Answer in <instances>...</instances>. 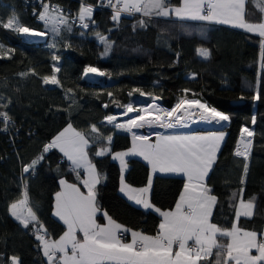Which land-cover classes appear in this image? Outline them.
I'll list each match as a JSON object with an SVG mask.
<instances>
[{
    "label": "trees",
    "instance_id": "16d2710c",
    "mask_svg": "<svg viewBox=\"0 0 264 264\" xmlns=\"http://www.w3.org/2000/svg\"><path fill=\"white\" fill-rule=\"evenodd\" d=\"M51 1L62 5L69 18L73 12H79L82 3L98 2ZM179 3L180 0H170L171 5ZM33 7L37 5L28 0H0V19L6 21L15 13L23 25L46 31L43 22L35 19ZM246 11L250 21H257L261 15L253 4H247ZM112 15L107 9L93 8L94 23L89 21L87 29L70 19L72 32H63V39L57 37L55 49L48 47L53 42L50 31L46 37L28 40L22 34L0 27V44L4 46L0 49V105H7L0 107V112H7L12 121L7 131H0V264H10L13 256L19 258L20 264H47L31 230L32 225L24 229L10 215L9 206L22 198L23 165L36 158L66 123L86 126L84 133L90 132V126L95 124L104 136H112L111 152L122 150L129 146L132 132L108 124L104 119L106 115L125 112L123 106L129 103L140 107L156 101L166 107L174 106L185 89L190 90L188 96L197 92L195 95L210 107L230 116L223 127L226 136L217 162L207 178L212 194L217 196L211 221L221 228H230L235 222L234 205L241 199L238 195L233 200L232 193L239 194L243 189L242 199L249 201L255 197L253 215L250 218L241 216L237 224L258 234L263 230L264 68L261 65L258 68L262 55L259 37L222 24L155 16L146 27L134 29L139 19L148 18L122 14L116 22L111 19ZM97 33L111 44L107 55H102L106 45ZM65 41L70 47H65ZM200 48L209 51L207 59L198 55ZM53 53L60 57L61 71L56 73L60 86L44 85L41 80L52 74ZM86 66L98 68L104 73L103 77L97 81L84 79L82 71ZM29 69H34L37 75H19ZM68 89H72L68 95L73 96L75 103L65 98ZM87 89L97 92L91 95L85 91ZM133 89H140L144 95ZM257 92L260 100L253 99ZM125 122V117H117L115 123ZM243 126L255 132L250 138L252 147L246 161V175L244 159L234 156ZM3 127L0 123V129ZM141 129L132 130L142 132ZM106 144V141L92 143L88 149L89 159L102 176L95 189L98 208L128 228L155 234L160 216L132 203L119 192L120 169L111 154L95 156ZM126 163L125 181L133 186L144 185L149 172L147 162L139 157H128ZM24 177L30 206L50 237H58L65 225L52 215L54 194L61 178L76 183L84 191L76 173L70 170L69 162L59 151L53 149L45 155L34 174H24ZM182 186L180 176L155 174L150 200L159 209H169ZM103 219L98 212L97 221ZM220 242L227 243V238ZM215 251L213 249V255L208 258V264H215Z\"/></svg>",
    "mask_w": 264,
    "mask_h": 264
},
{
    "label": "snow or ice",
    "instance_id": "6c2138e0",
    "mask_svg": "<svg viewBox=\"0 0 264 264\" xmlns=\"http://www.w3.org/2000/svg\"><path fill=\"white\" fill-rule=\"evenodd\" d=\"M253 4L261 15L253 22L247 19L246 5ZM108 6L113 9L111 19L119 22L122 14L133 16L137 13L141 18L133 25L144 28L153 16L168 18L175 16L179 20L207 21L220 24H230L244 29L248 33L258 35L261 39V54L264 56V0H180L179 6H172L170 0H108ZM37 19L43 22L46 31H36L23 25L13 13L6 21L0 19V27L9 29L18 34L46 37L51 32L52 43L49 48H57V37L63 39V32H72L70 18L64 14L63 9L49 3H41V11H34ZM93 6L81 4L76 20L82 28L89 27L92 21ZM83 35V32H81ZM104 43L107 55L111 44L107 38L96 34ZM0 44V49H3ZM65 47H70L65 41ZM12 51V50H9ZM198 55L207 59L210 55L207 49H197ZM7 55V53H6ZM10 58V57H9ZM52 74L41 77L44 85L60 86L61 82L56 73L61 71L58 66L60 57L53 53ZM97 73L104 75L98 68L88 66L84 74ZM29 74L37 75L34 69L20 73L22 77ZM193 79L195 74H193ZM133 91L144 93L140 89ZM189 89L183 90L182 96L171 109L159 108L156 105H148L145 108H134L131 103L124 105L127 115L130 112L138 114L129 118L125 123H115L117 117L106 115L105 121L114 127L132 132L133 128L158 127L162 129H175L188 127L186 119H191L193 109L199 110V122L221 125L230 121V116L207 103H202L197 98H187ZM72 89H68L65 98L75 103ZM111 95V93H109ZM129 96L132 92L128 93ZM195 97V93H193ZM254 100H260L257 92ZM71 104L69 108H71ZM119 106V105H118ZM7 107V105H0ZM108 107L107 104L104 105ZM149 109H155L156 115L152 119ZM172 118V119H169ZM11 117L7 112H0V123L4 127L0 131H7L11 123ZM256 117H252L255 124ZM245 133L247 138H245ZM94 134V135H93ZM255 135L253 130L247 127L241 129V139L238 141L234 156L242 157L245 161L243 171L248 172V156ZM156 140L151 142L146 135L132 132V146L126 152H111L112 136H104L95 125L90 126V132L77 131L72 123L55 135L43 146L41 153L27 165L22 167L23 192L22 198L9 206L10 215L19 222L24 229L32 225V232L42 248L43 256L47 264H208V258L213 255L215 249V264H264V232L248 231L233 222L230 228H221L211 222L213 209L217 205V196L212 194V189L207 184V178L214 164L217 162L221 143L224 140L223 131H210L207 133H155ZM107 144L95 152V156L103 157L111 154L113 160H119L121 169L120 191L127 198L145 209L154 208L150 203L148 194L153 183V174L180 175L184 177L183 190L175 202L174 208L155 211L162 217L158 230L154 235L141 231H134L115 221L106 211L102 212L106 223L97 222V214L101 212L96 200V185L100 183V174L96 166L89 159L88 149L90 144L104 142ZM57 149L63 157L70 162V170L76 173V179L87 191L81 190L76 183H69L66 179H60V191L54 194L52 215L62 221L66 230L58 239L49 238V233L40 222L37 212L30 206L27 179L24 174H34L37 166L45 159V155L51 150ZM127 156H139L150 166L147 185L141 188H133L125 183L123 172L126 168ZM83 170L84 175H81ZM243 183V180H241ZM240 196L238 205H234L235 218L239 221L241 216L252 217L254 200L245 202L242 199L243 189L240 193H232V199ZM130 233V240L128 234ZM259 236V238H258ZM227 238V243L218 242ZM255 250L256 254H253ZM10 264H20L18 257H11Z\"/></svg>",
    "mask_w": 264,
    "mask_h": 264
},
{
    "label": "crops",
    "instance_id": "0c3cea01",
    "mask_svg": "<svg viewBox=\"0 0 264 264\" xmlns=\"http://www.w3.org/2000/svg\"><path fill=\"white\" fill-rule=\"evenodd\" d=\"M180 4V3H179ZM179 4H177V5H172V6H179ZM168 18H174V19H177L175 16H171V17H168ZM177 20H179V19H177ZM189 21H193V20H189ZM203 22H207V21H203ZM253 22H255V21H253ZM207 23H215V22H207ZM215 24H220V23H215ZM222 25H226V26H229V27H232V28H236V29H239V30H241V31H244V32H246L244 29H241V28H237V27H234V26H232V25H230V24H222ZM248 33V32H247ZM250 34H253V33H250ZM253 35H256V34H253ZM256 36H258V35H256ZM259 37V36H258ZM260 38V37H259ZM260 39H262V38H260ZM260 65L264 68V56H262V58H261V63H260ZM88 90H90V89H87V90H85V91H88ZM93 90L94 89H91V92H93ZM95 94V93H94ZM93 94V95H94ZM189 99H191V98H196V96L194 97V96H189L188 97ZM197 99H199V98H197ZM194 117V116H193ZM191 118V119H194L195 121H193V124L192 125H189L188 127H177V128H175V129H157V130H152V131H149V132H145V133H139L138 131H133V132H135V133H137V134H139V135H146V136H148L149 137V140L151 141V142H155V140H156V136H155V133L156 132H164L165 134H175V133H185V134H188V133H192V134H195V133H207V132H210V131H223L224 133H225V136H226V131L223 129V127L225 126V125H227L228 124V122H222V124L221 125H217V124H214V123H212V124H208V123H203V122H199L198 121V119H196V118ZM197 118H199V117H197ZM191 119H189V122H190V120ZM69 123V122H68ZM68 123H66L64 126H63V128H61L60 130H59V132L61 131V130H63L67 125H68ZM70 123H72V125H73V127L77 130V131H81V132H84V130L86 129V126H83V125H79V124H76V123H74V122H70ZM243 127H247V126H243ZM243 127H241V129L243 128ZM248 128V127H247ZM143 129V128H142ZM151 130V129H150ZM59 132H57V134L59 133ZM241 133V132H240ZM56 134V135H57ZM240 136H241V134H240ZM240 136L238 137V139H237V143H238V141H240ZM54 137V136H53ZM224 139H225V137H224ZM224 141V140H223ZM223 143V142H222ZM222 143H221V145H222ZM131 146H132V136H131V141H130V144H129V146L127 147V148H125V149H122V150H117V151H114V152H112V153H115V152H126L129 148H131ZM57 150V149H56ZM60 153V152H59ZM62 156H63V154L62 153H60ZM128 157H139V156H127V157H125V160H127V158ZM139 158H141V159H143L142 157H139ZM65 160H66V158H65ZM67 161V160H66ZM115 161H117V163H118V165H119V169H120V163H119V160H115ZM68 162V161H67ZM69 164H70V162H69ZM127 164V163H126ZM126 168H127V166H126ZM126 168L124 169V172H123V177H124V173H125V170H126ZM148 168H149V172H148V176H149V174H150V172H151V169H150V166L148 165ZM82 172H83V170H81ZM98 172V171H97ZM156 174H159V173H156ZM83 175H84V173H83ZM155 174H153V176H154ZM169 175H174V174H169ZM176 176H180V175H176ZM101 177V179H100V181L102 180V176H100ZM180 177H182L183 178V184H184V177L183 176H180ZM120 178H121V169H120V175H119V184H118V190H119V192L122 194V195H124L126 198H127V196L124 194V193H122L121 191H120V187H121V184H120ZM61 179H64V178H61ZM125 180V179H124ZM147 181H148V177H147ZM69 182V181H68ZM69 183H71V182H69ZM125 183L126 184H128V185H130V186H132L133 188H141V187H144V186H146L147 185V182L144 184V185H142V186H133V185H131V184H129V183H127L126 181H125ZM61 190V187L59 186V189L57 190V191H60ZM82 190V189H81ZM183 190V186H182V188H181V191ZM56 191V192H57ZM83 191V190H82ZM87 190L85 189L84 190V192H86ZM180 191V192H181ZM55 192V193H56ZM180 192H179V194H180ZM178 197H179V195H178ZM178 197H177V199H178ZM128 199V198H127ZM148 199L150 200V192H149V194H148ZM176 199V200H177ZM129 200V199H128ZM240 200V199H239ZM239 200H238V202H237V205H238V203H239ZM244 200V199H243ZM129 201H131V200H129ZM245 202H247L248 200H244ZM132 203H134V204H136L134 201H131ZM176 202V201H175ZM150 203L152 204V205H154L152 202H151V200H150ZM53 204H54V199H53ZM136 205H138V204H136ZM138 206H141L142 208H144L142 205H138ZM174 206H175V203H174V205L171 207V208H169V209H161V211H167V210H170V209H172V208H174ZM155 208H158V207H156L155 205H154V208H149V210H151V211H153V212H156L155 211ZM145 209V208H144ZM254 209V208H253ZM253 211V210H252ZM102 212H104L103 210L101 211V213ZM158 215H159V213L158 212H156ZM160 216V215H159ZM115 220V219H114ZM161 220H162V217L160 216V222H161ZM116 221V220H115ZM98 222V221H97ZM118 222V221H117ZM159 222V223H160ZM212 222V221H211ZM235 222H237L236 221V218H235ZM98 223H100V224H104V223H106V220L105 219H103V221H101V222H98ZM118 223H120V222H118ZM213 223V222H212ZM121 224V223H120ZM123 225V224H122ZM125 226V225H124ZM240 227V226H239ZM128 228V227H127ZM240 228H242V227H240ZM130 229H132V228H130ZM242 229H245V228H242ZM65 230H66V226H65ZM64 230V231H65ZM132 230H134V231H140V230H136V229H132ZM245 230H248V231H253V230H249V229H245ZM63 231V232H64ZM63 232L60 234V235H62L63 234ZM141 232H143V231H141ZM261 232H264V227H263V230L261 231ZM143 233H145V232H143ZM258 233V232H257ZM146 234H148V233H146ZM59 235V236H60ZM149 235H154V234H149ZM59 236L58 237H56V238H51V239H58L59 238ZM128 240H130V233L128 234ZM258 238H259V236H258ZM218 242H220V241H218ZM253 254H256L255 253V250H253Z\"/></svg>",
    "mask_w": 264,
    "mask_h": 264
},
{
    "label": "built area",
    "instance_id": "2783aa9c",
    "mask_svg": "<svg viewBox=\"0 0 264 264\" xmlns=\"http://www.w3.org/2000/svg\"><path fill=\"white\" fill-rule=\"evenodd\" d=\"M29 2H31L32 4H35V5H37V7H33L32 8V12L34 13V11L35 12H39V11H41V3L43 2V3H49L50 5H54V6H58L59 8H61V9H63V6L62 5H60L59 3H57V2H55V1H51V0H28ZM113 2H115V0H113ZM87 5H91V6H93V8H104V9H107L108 11H110V12H112L113 13V9L111 8V7H109L108 6V0H98V2L97 3H88ZM66 11H69V8H66L65 9ZM138 15H141V14H139V13H137ZM77 15H78V12L76 13V12H73L72 13V15H71V17H70V19H71V21H73L74 23H79V21L78 20H76L75 19V17H77ZM125 15H127V14H125ZM35 19L36 20H38L37 19V17H36V15H35ZM39 21V20H38ZM26 39H28V40H33V39H39V38H43V37H41V36H31V35H27V34H22ZM260 43H261V39H260ZM261 58H262V55H260V57H259V60H258V68H259V66H260V63H261ZM86 67H88V66H86ZM85 67V68H86ZM84 68V69H85ZM84 69H83V71H82V77L84 78V79H87L88 81H97V80H100L102 77H103V75H99V74H97V73H88L87 75H85L84 74ZM100 72H102L101 70H99ZM195 94H197V92L195 93ZM184 96V95H183ZM196 96V95H195ZM189 96L187 95V98H188ZM196 98H199L198 96H196ZM200 99V98H199ZM201 100V99H200ZM151 102H153V103H155L156 105H159V106H162V107H166V106H164V105H161L160 103H158V102H156V101H151ZM201 102L202 103H206L205 101H203V100H201ZM208 105V104H207ZM168 108V107H167ZM193 121H195L194 119H192V121H190V122H187L186 121V123L189 125V123H192ZM63 158L61 157L60 158V160H62ZM25 165H27V164H25ZM24 166V165H23ZM49 238H50V235H49Z\"/></svg>",
    "mask_w": 264,
    "mask_h": 264
},
{
    "label": "rangeland",
    "instance_id": "374dc122",
    "mask_svg": "<svg viewBox=\"0 0 264 264\" xmlns=\"http://www.w3.org/2000/svg\"><path fill=\"white\" fill-rule=\"evenodd\" d=\"M260 39V38H259ZM201 49V48H200ZM204 49V48H203ZM88 94L90 93L91 95H93L94 93H96L97 92V90H93V92H91V89L90 90H88V91H86ZM178 102V101H177ZM176 102V103H177ZM148 105H156L155 103H153V102H148L147 104H145V105H142V106H140V107H134V108H137V109H141V108H145V106L147 107ZM156 106H158V105H156ZM172 107H174V106H170V107H166L167 109H171ZM161 108H163V107H161ZM149 111H151V109H149ZM124 113V112H123ZM123 113H120V114H118V115H116V117H125L126 118V121L129 119V118H133V117H135L138 113L137 112H130V113H127V115H123ZM193 115H198V117H199V110L198 109H193ZM193 115H192V117H193ZM146 117H147V115H146ZM193 118H196V119H198V121H199V118H197L196 116L195 117H193ZM186 121H187V119H186ZM185 121V122H186ZM190 121H192V119L190 120ZM187 122H189V121H187ZM193 124V122L192 123H189V125H192ZM151 129V130H150ZM157 130V129H162V128H157V127H146V125L143 127V129H141L142 130V132H139V133H145V132H149V131H152V130Z\"/></svg>",
    "mask_w": 264,
    "mask_h": 264
},
{
    "label": "bare ground",
    "instance_id": "6f19581e",
    "mask_svg": "<svg viewBox=\"0 0 264 264\" xmlns=\"http://www.w3.org/2000/svg\"><path fill=\"white\" fill-rule=\"evenodd\" d=\"M159 106V105H158ZM162 106H159V108H161ZM163 108H166V107H163ZM156 111L155 109H151L150 112H152V116H147L146 118L147 119H152L155 115H156ZM194 117H198V115H193ZM169 119H172V118H169ZM187 121H189V119H187ZM215 124V123H214ZM146 127H148V125L146 124ZM154 128V127H153ZM158 128V127H157ZM133 132V130H132ZM241 134V133H240ZM245 138H247V134L245 133ZM240 139H241V136H240Z\"/></svg>",
    "mask_w": 264,
    "mask_h": 264
}]
</instances>
